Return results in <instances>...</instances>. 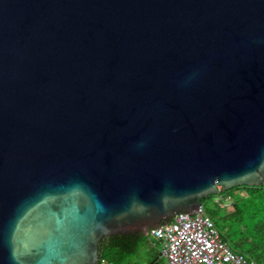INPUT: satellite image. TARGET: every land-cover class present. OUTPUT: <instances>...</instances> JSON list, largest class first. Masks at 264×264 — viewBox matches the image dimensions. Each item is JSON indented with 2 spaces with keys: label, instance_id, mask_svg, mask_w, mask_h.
Wrapping results in <instances>:
<instances>
[{
  "label": "water",
  "instance_id": "water-1",
  "mask_svg": "<svg viewBox=\"0 0 264 264\" xmlns=\"http://www.w3.org/2000/svg\"><path fill=\"white\" fill-rule=\"evenodd\" d=\"M264 185V0H0V264H98Z\"/></svg>",
  "mask_w": 264,
  "mask_h": 264
},
{
  "label": "trees",
  "instance_id": "trees-1",
  "mask_svg": "<svg viewBox=\"0 0 264 264\" xmlns=\"http://www.w3.org/2000/svg\"><path fill=\"white\" fill-rule=\"evenodd\" d=\"M220 201H215V198ZM229 197L231 209L223 200ZM213 200L212 212H204L212 219L220 236L232 250L243 254L249 264H264V185L238 186L202 199ZM150 235L117 234L104 237L99 243L100 260L113 264H159L160 255L141 253L145 242L152 243ZM156 240V239H155ZM158 241V240H156Z\"/></svg>",
  "mask_w": 264,
  "mask_h": 264
},
{
  "label": "built area",
  "instance_id": "built-area-1",
  "mask_svg": "<svg viewBox=\"0 0 264 264\" xmlns=\"http://www.w3.org/2000/svg\"><path fill=\"white\" fill-rule=\"evenodd\" d=\"M148 235L161 243L167 264H249L243 254L222 239L202 206L190 215L176 214ZM98 264H113L99 260Z\"/></svg>",
  "mask_w": 264,
  "mask_h": 264
},
{
  "label": "rangeland",
  "instance_id": "rangeland-1",
  "mask_svg": "<svg viewBox=\"0 0 264 264\" xmlns=\"http://www.w3.org/2000/svg\"><path fill=\"white\" fill-rule=\"evenodd\" d=\"M215 201H220V198H215ZM230 202V199L229 197H226L224 200H223V203L225 205H227L228 207V210L231 209V205L229 204ZM203 205V208L205 211L207 212H212L215 208V204L213 202V200H205V202L202 204ZM161 243L159 241H156L155 239L153 240L152 243H148V242H145L142 249H141V253L144 254L145 256H147V252L149 253V255H160L161 253ZM159 264H167L166 262V259L161 256L160 257V261H159Z\"/></svg>",
  "mask_w": 264,
  "mask_h": 264
}]
</instances>
